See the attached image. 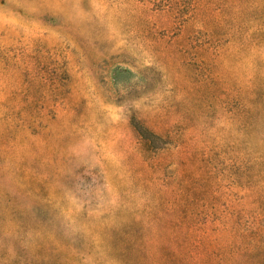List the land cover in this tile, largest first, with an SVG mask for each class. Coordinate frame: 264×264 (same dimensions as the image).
I'll use <instances>...</instances> for the list:
<instances>
[{
	"label": "rangeland",
	"instance_id": "374dc122",
	"mask_svg": "<svg viewBox=\"0 0 264 264\" xmlns=\"http://www.w3.org/2000/svg\"><path fill=\"white\" fill-rule=\"evenodd\" d=\"M0 264H264V0H0Z\"/></svg>",
	"mask_w": 264,
	"mask_h": 264
}]
</instances>
